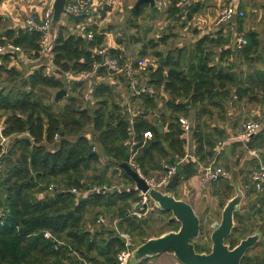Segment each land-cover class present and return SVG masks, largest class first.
<instances>
[{
  "label": "trees",
  "instance_id": "trees-1",
  "mask_svg": "<svg viewBox=\"0 0 264 264\" xmlns=\"http://www.w3.org/2000/svg\"><path fill=\"white\" fill-rule=\"evenodd\" d=\"M168 1L171 2L167 11L169 18L187 22L204 7L201 0L184 8L176 7V0ZM148 8L145 4L136 11L131 10L135 28ZM236 9H243L241 1ZM107 10L108 7L90 16L66 17L67 23L61 22L52 31L51 54L42 53V33L30 32L28 27L7 28L1 35V45L20 48L26 58L44 55L53 60L26 76L14 64V61L19 64L25 61L19 52L10 50L0 55V74L7 75L9 82H16V86H0V120L3 119L4 135L9 138L7 148L10 145L0 159V264H118L119 253L126 250L125 242L114 225L105 229L104 225H98V219L103 214L112 215L116 226L131 236L136 247L144 244L151 238L145 229L149 221L132 214L133 206L140 200L139 192L128 189L102 193L100 189L111 186L106 174L86 175L97 170L102 158L118 169L116 165L131 155V143L135 144L134 162L145 176L153 172L164 175L163 164L175 165L186 157L187 141L179 120L193 116L191 136L195 159L185 161L178 170L181 182H188L198 176L201 166L213 157L216 142L227 138L224 129L209 125L213 120L225 121L227 103L237 106L246 102L264 107V70L245 74L230 61L233 54H237L252 68L251 57L261 51L260 35L255 31L244 34L245 17L235 19L240 36L247 42L236 51L226 49L231 41L223 35V30L215 36L201 37L191 47H177L167 52L160 51L159 47L168 43V36L146 42L133 36L131 41L142 45L137 57L147 59L150 50L155 60L152 70L148 68L145 73L147 85L155 87L158 94L155 97L143 94L132 99L143 108L133 123L125 107L114 99L116 91L110 83L98 84L89 91V102L95 101V110L84 109L80 96L69 95L63 107H60L61 100L48 104L39 91L64 90L65 83L60 77L91 73L95 65L102 63L103 57L98 51L105 47L108 32L88 21L98 14L104 17ZM151 11L153 17L160 13L158 8ZM67 25L88 26L81 35H75ZM89 33L93 34L91 40L87 37ZM110 52L121 63L131 60L124 50L110 49ZM106 75L101 68L96 76L99 79ZM125 81L123 78L122 82ZM70 86L77 92L85 88V83L72 81ZM189 99L191 104L186 106ZM215 110L221 112L220 117L215 118ZM152 113L157 114L154 122L150 119ZM88 127L94 139L85 134ZM146 132L152 133L153 138L146 141L143 137ZM56 136H59L58 141H55ZM74 137L76 140L72 142ZM263 143L264 132L257 137L256 146ZM121 174L134 186L129 176L123 171ZM86 182H90V187ZM51 185L59 186L60 190L50 192ZM96 187L98 191L94 190ZM225 187L231 191L229 184L225 183ZM74 189L77 193H72ZM88 192L90 194L82 195ZM251 192H254L252 188L248 194ZM263 202L264 196L260 199L262 207L254 206L246 214H235L237 225L226 240L231 249L256 232L254 222L264 211ZM225 205H221L222 209ZM96 211L98 213L93 215ZM158 213L167 217V222L166 229L155 237L180 229V223L171 221V214L160 210ZM203 224L201 219V235ZM46 232L53 238L46 239ZM252 250L242 264H264L262 255L251 257ZM196 251L211 252L201 244Z\"/></svg>",
  "mask_w": 264,
  "mask_h": 264
},
{
  "label": "rangeland",
  "instance_id": "rangeland-1",
  "mask_svg": "<svg viewBox=\"0 0 264 264\" xmlns=\"http://www.w3.org/2000/svg\"><path fill=\"white\" fill-rule=\"evenodd\" d=\"M11 1V2H10ZM30 0H23L21 2V5L26 7L27 10L25 12L22 11V8L19 7L16 3H19L20 0H9L11 5H15L16 11L19 13L17 16L19 17V21H23L27 25V21L30 16H36L37 10H30V6L37 5L39 7V11H46L48 8H50L51 5H53L55 0H34L33 2H30ZM32 1V0H31ZM139 0H110L111 7L108 9L109 11L106 12L105 16L103 17L101 15H96L93 17L90 23H96L99 25L100 29H103L104 31H107L106 36V43L105 48H112V49H122L125 51L126 56L129 59L137 60L139 57H137L138 53L142 49V45H135L131 38L138 37L139 39L144 40V42L155 39L159 40L163 37L168 36L169 40L168 43L163 46L160 45L159 50L160 51H169L171 49H175L177 47H191L193 46L197 40H199L201 37L210 35L215 36L216 33L223 30V35L226 38H229L231 41V44L228 48H231L232 51H236L238 48V42L240 39V34L238 32V26L233 23H225V24H218L219 14L222 10V6L224 4L225 0H201V3L204 6V9L197 14L194 19L190 22H187L186 19H177V18H169V13L167 12L169 9V4L167 7L160 10V13L158 16L153 17L152 11L150 8L146 9L144 12V15L136 22L137 28L133 25L131 16V10L134 8L135 4ZM165 1V0H164ZM168 0H166L167 2ZM8 2V3H9ZM196 1H191V4H195ZM29 6V7H28ZM245 18H244V33H247L248 25L247 23L249 20H253L254 14L245 11ZM13 14V13H12ZM11 14V15H12ZM1 15V14H0ZM10 20H8L9 24L12 26L14 25L13 22H15V14H13L14 17H11L9 15L8 11H5V16H2V19L8 17ZM256 20V19H254ZM66 24L67 18L63 17L62 21ZM234 21V20H233ZM236 22V21H235ZM12 23V24H11ZM89 23V22H88ZM254 27H258V25H253ZM13 27V26H12ZM71 32L75 35H81L84 32L83 27L78 28L75 27V25H67ZM1 31V30H0ZM3 33V32H2ZM53 33V32H52ZM1 38V37H0ZM220 51L217 50V54L219 55ZM148 58L151 61H155L151 55V51L148 50ZM26 58V57H25ZM53 60V58H51ZM51 59L45 58L44 55L39 58H34L33 56L31 58H26V60L23 62V64H19L17 61H14L15 66L23 71L24 75H28L30 72H33L40 67H43L45 65L50 64ZM251 64L253 65L252 68L260 69L264 68V63L262 62L261 58L259 56H253L251 57ZM231 62H233L236 66L237 70H242L245 72H248L250 69V66L248 65L247 61L244 58H239L237 54H233L232 58L230 59ZM70 75H66L63 77H60V80L65 83V89L67 91V96L61 99L60 101V107H63L68 102V97L70 96H76L80 99L83 98V108L88 109L90 111L95 110L94 103H90L89 100H87L85 97L86 95L89 96V90L86 87L84 89H78L77 92L72 91V86H70V82H72L69 77ZM113 79V78H112ZM93 86H96L98 84L104 83L109 84L111 81L110 74L107 73L105 76V79L103 81L98 80L97 78L93 77ZM116 83L118 82V79H113ZM144 84L147 83V77H142ZM121 85H118V88H115V94L114 99L117 101L118 104L123 106L127 101H131L133 109L137 113H141L143 111V108L140 105V102L138 101H132V92L128 90V84L127 82L123 83L120 81ZM16 86L15 83L9 82V78L7 75H1L0 74V86L2 87H12V85ZM115 87V86H113ZM61 90H53V89H46L39 91L40 95L46 98V102L48 104L55 103V98L58 92ZM84 96V97H83ZM90 99V98H89ZM94 108V109H93ZM260 113L261 115H264V107L260 105H254V104H248L246 102H242L241 104H238L237 106H232L231 103H227L226 106V121L221 122L218 120H213L209 122V125L215 123L216 125L220 127H233V133L236 134L238 132V129L244 121L248 120H255L259 119L257 114ZM221 112L219 110H215V118L220 117ZM258 117V118H257ZM3 118V117H2ZM150 119L154 122L157 119V114L152 113L150 114ZM0 120V122L4 123ZM189 120V119H188ZM218 121V122H217ZM190 124L194 126V124L189 120ZM238 126L236 129L235 127ZM91 133V127H88L85 130V134L90 139H94ZM56 139V138H55ZM58 139V138H57ZM59 140V139H58ZM76 138H72V142H74ZM94 142V140H93ZM233 146H235L233 148ZM9 147L6 149L3 155H5L9 151ZM54 147H49L48 149L52 150ZM3 157V156H2ZM253 159L247 154V150L243 146L232 144L231 146H228L225 148V150L222 153V158L219 160L220 166H222L227 174L228 178L220 181L219 183L215 185H209L204 186L202 182H200L201 186L198 190H194L192 188L187 189L185 188L184 184L180 183L178 188L174 191H170L172 195L176 196L177 198H183L188 200L193 206H195L199 213H196L200 219L204 220L203 224V234L200 235L197 242L198 244H201L202 246L207 247L208 249L212 250V241H211V234L214 229L211 228V226L215 223H221L222 220V213L224 209H222L221 205L224 203H228L231 199L235 198L239 193L242 194L243 199L241 204L239 205L238 212L241 214H246L248 211L252 209V207L256 206L260 203V199L262 198L261 195L258 193H251L248 194L250 191V185L246 186L245 183H247L248 179H250L252 172L255 170V167L257 164L252 166ZM111 164L106 159L102 158L100 163L96 166L97 170L90 172L86 175V177H91L93 175H103L106 174V178L108 179V183H110L111 186L106 185V189H100V192H108V191H117V192H123L127 191L128 189H133L135 185L133 186L122 176V170L116 165L118 169H115V167L110 166ZM4 168V165L1 169ZM162 172H153L149 176H146L149 180H154L155 182H159L162 178L163 174ZM201 181V180H200ZM225 183L229 184L231 187V191L228 190L225 187ZM86 185L90 187V182H86ZM94 188V190L96 191ZM99 190V189H98ZM97 190V191H98ZM94 192V191H93ZM162 192L168 193V190H163ZM92 193V192H91ZM186 195H185V194ZM217 194L218 197H215L214 194ZM90 192L82 193V195H88ZM140 197V194H139ZM175 197V198H176ZM228 200V198H230ZM250 205L252 207L250 208ZM203 209V211H202ZM98 213V211L94 212L93 215ZM236 213V214H237ZM103 217V218H102ZM99 219H104L105 224H98V225H104L103 228L110 229L116 221H113L112 215L103 214L99 216ZM98 219V220H99ZM140 219H147L149 221L146 224V230L147 234L151 238H155L156 234H159L163 227L166 228V222L167 217L162 216L158 213V209L154 205V203H151L150 211L148 212V215L146 217L140 218ZM264 211L263 213L255 218L254 226L256 227V232L254 234H259L261 236L259 243L252 248L253 250L250 252L251 257H254L255 255H262L264 257ZM237 224L235 223V226ZM102 227V226H100ZM137 245L133 241V245L131 247V252L133 253ZM148 261V260H147ZM147 264H181L173 253H164L158 257H154L151 260L147 262Z\"/></svg>",
  "mask_w": 264,
  "mask_h": 264
},
{
  "label": "built area",
  "instance_id": "built-area-1",
  "mask_svg": "<svg viewBox=\"0 0 264 264\" xmlns=\"http://www.w3.org/2000/svg\"><path fill=\"white\" fill-rule=\"evenodd\" d=\"M191 1L197 0H176V7L184 8L188 6ZM238 0H228L223 5V8L220 12L218 24H225L235 20L236 18L242 19L245 17V13L243 11H237L236 3ZM95 0H67L65 15L67 16H90L94 13V5ZM156 4L158 8H163L165 6L162 0H156ZM52 13L53 8L50 7L46 11H44L39 17L30 16L27 21V27L30 32L37 31L42 33V53L51 54L52 47L51 42L53 39L52 35ZM88 39H93V34L89 33L87 35ZM247 44L246 40L243 36H240L238 45L239 48L245 46ZM10 50H15L22 55V58L26 60L23 52L20 48H15L12 44H0V55L7 53ZM98 54L103 57V61L101 64L94 66V71L91 73L84 72L79 75H70L71 81L84 82L86 83L87 89L90 91L93 86V77H96L99 69L104 68L107 73L117 77L125 78L129 90L132 92L133 97H139L143 94L149 95L153 97L156 95L155 89L152 86L144 84L141 80V73L145 72L149 67L150 63L147 59H141L137 62L127 61L126 63H121L119 58H116L112 55L110 50L101 49L98 51ZM118 88V87H117ZM89 100V96L85 97ZM126 115L131 123H133L134 118L138 115L133 109V106L130 101H127L124 104ZM180 124L182 125L184 132L186 135H189L192 131V125L186 118H180ZM5 125L0 122V159L2 158L4 152L7 149V142L9 138L4 135ZM264 130V120H249L247 121L242 128L241 134H239L236 139L241 143L245 144L247 152L255 158H259L260 150L252 149L249 146V141L256 137L259 133ZM144 139L150 140L153 138L152 133L146 132L144 133ZM55 141H58L59 136L55 137ZM58 138V139H57ZM226 141H219L215 144L213 148V157L206 164L201 166L200 170V180L204 186L215 185L219 183L222 179L228 178V174L226 170L220 166L219 160L220 157L227 147ZM134 154L130 156V165L134 168L140 177L146 181L150 189H156L159 191H163L167 188V185L170 183L172 178L178 174L179 167L185 160L178 162L175 165L163 164V168L166 171L163 177L159 182H155L154 180H149L146 176L137 168L134 162ZM251 183L258 194H264V162H259L258 166L252 172L251 175ZM60 187L57 185H51L49 187L50 192H58ZM98 190V189H97ZM104 190H107L106 187ZM140 200L133 206V215L140 218L146 217L151 207V199L148 195L149 192H141ZM72 193H77V190H72ZM103 218V217H102ZM98 224H105L104 219H99ZM219 225H213L212 229H215ZM114 229L120 238L125 242L126 250L122 251L118 255V264H128L132 255L131 247L133 245V241L131 236L119 230V228L114 224ZM46 239H52V235L49 232L45 233Z\"/></svg>",
  "mask_w": 264,
  "mask_h": 264
},
{
  "label": "water",
  "instance_id": "water-1",
  "mask_svg": "<svg viewBox=\"0 0 264 264\" xmlns=\"http://www.w3.org/2000/svg\"><path fill=\"white\" fill-rule=\"evenodd\" d=\"M67 0H55L53 3L52 28L56 30L65 15ZM148 4L155 8V0H139L135 5V10ZM67 96L66 90H61L56 95L55 101L59 102ZM191 104V99L186 106ZM117 166L129 176L135 187L133 191L149 192L148 195L156 208L162 212L172 215L171 221L180 223L178 231L168 232L160 237L150 238L140 245L132 253L128 264H142L145 261L158 257L164 253H173L181 264H242L246 254L259 243L261 236L254 234L242 239L239 244L231 249L226 240L231 236L235 228V214L238 212L239 205L243 196L239 193L231 199L224 207L221 223L211 234L212 250L210 253H199L196 251L198 238L201 235V219L196 214L190 203L175 198L170 191L178 187L181 178L176 174L166 190L168 193L156 189H150L144 179L130 165V156Z\"/></svg>",
  "mask_w": 264,
  "mask_h": 264
},
{
  "label": "crops",
  "instance_id": "crops-1",
  "mask_svg": "<svg viewBox=\"0 0 264 264\" xmlns=\"http://www.w3.org/2000/svg\"><path fill=\"white\" fill-rule=\"evenodd\" d=\"M34 0H30L29 2H28V4L30 3V2H33ZM163 2H164V4H165V6L163 7V8H165V7H167V5L169 4V6L171 5V2L170 1H167L166 2V0L164 1V0H162ZM219 1V0H218ZM228 2V0H225L224 1V4H225V2ZM241 1V3H242V5H243V9L241 10V11H243L244 13H246L245 11L247 10V12H249V13H253L254 14V18H253V20L251 21V20H249V22L247 23V25H248V28H247V32H249V31H255V32H257L259 35H260V39H261V43H262V48H261V51H260V53H259V57L261 58V60H262V62L264 63V0H238L237 1V3H236V5L238 4V2H240ZM9 0H1V2H0V37H1V35L3 34L2 32H4L5 31V29H7V28H12V29H19V28H22V29H24V28H27V25H24L25 23L23 22V21H19V17L17 16L19 13L16 11V7H15V5H11V1L9 2ZM21 2H23V0H20V2L19 3H16L17 5H19V7H21L22 8V11L23 12H25V10H27L26 9V7H24L23 5H21ZM137 4V3H136ZM135 4V5H136ZM223 4V5H224ZM95 6H94V10L96 11V12H98V11H100V10H103V9H105L107 6H111V3H110V0H95V4H94ZM29 7V6H28ZM50 7H52L53 8V5H51ZM142 7V6H141ZM140 7V8H141ZM149 7H150V5H149ZM30 8V10H37V11H35V12H37V15L36 16H40L43 12L42 11H39V7L37 6V5H32V6H30L29 7ZM111 7H108V9H110ZM155 8H158L157 7V4H156V0H155ZM163 8H158V9H163ZM222 8H223V6H222ZM150 9H154V8H151L150 7ZM203 9H204V7H203ZM132 10H134V11H136L135 10V6H134V8L132 9ZM5 11H8L9 12V15L11 16V17H14L13 16V14H15V22H13V24L14 25H10L9 24V22H8V20H10V19H8V18H10L8 15V17H6V18H4V19H2V16H5ZM94 11V12H95ZM107 11H109V10H107ZM221 12V11H220ZM13 13V14H12ZM12 14V15H11ZM220 15V14H219ZM196 16V15H195ZM64 17L66 18V17H68L67 15H64ZM93 18V17H92ZM91 18V19H92ZM89 20L88 22H91L92 20ZM194 19V18H193ZM254 19H256V20H254ZM228 23H233V24H236V22H235V20L234 21H231V22H228ZM12 24V23H11ZM253 25H258V27H254ZM88 25H77V27L78 28H81V27H83V29H85L86 27H87ZM245 34V33H244ZM107 35V34H106ZM106 43V42H105ZM238 48H239V45H238ZM102 49H108V50H110V49H112V48H102ZM122 50V49H121ZM256 57V56H255ZM130 60V59H129ZM139 60H141V59H139ZM147 60L149 61V63H150V67H149V69L150 70H152V68L154 67V65H155V61H151L149 58H147ZM130 61H132V62H137V61H134V60H130ZM153 66V67H152ZM250 69L251 70H249L248 72H245V71H242V70H239V71H242L243 73H245V74H248V73H250V72H252V71H254V70H264V68H260V69H255V68H251L250 67ZM106 71V70H105ZM106 74H107V71H106ZM147 75V73H145V72H142L141 73V80H142V77H147L146 76ZM110 77H111V81H110V84L112 85V86H115V88H117L118 87V85H121V83H120V81H122V77H117V76H113V75H110ZM95 78H97V76L95 77ZM118 79L117 81V83L113 80V79ZM98 79V78H97ZM105 79V77H100L98 80H100V81H103ZM126 82V81H125ZM125 82H123V83H125ZM142 82H143V80H142ZM143 83H145V82H143ZM147 84V83H146ZM153 87V86H152ZM154 89H155V92H156V95H158L157 94V90H156V88L155 87H153ZM128 90H129V88H128ZM130 91V90H129ZM160 92V91H159ZM155 95V96H156ZM162 95L164 96V97H167L165 94H163L162 93ZM155 96H153V97H155ZM132 98H135V97H132ZM126 102H127V100H126ZM125 102V103H126ZM131 102V101H130ZM132 103V102H131ZM124 106V105H123ZM136 112V111H135ZM137 113V112H136ZM257 116L259 117V119H255V120H264V115H261L260 113H258L257 114ZM257 117V118H258ZM181 118H186V117H181ZM186 119H189L193 124H194V117L193 116H190L189 118H186ZM188 120V121H189ZM227 119H225V121H226ZM215 121V120H214ZM225 121H220V123L221 122H225ZM249 121V120H248ZM218 122V121H217ZM247 121H244L243 123H241V125H240V127H239V129H238V132L236 133V134H234L233 132V127H220V126H218V125H216L215 123H213V124H211L210 125V127H212V128H215V127H217V128H219V129H224L225 131H226V133H227V138L224 140H221V141H226V142H228L227 143V147L228 146H231L232 144H235V145H239V146H243L245 149H246V147H245V144H243V143H241L240 141H238L237 139H236V137H238L239 136V134H241V131H242V128H243V125L246 123ZM194 127V126H193ZM192 127V128H193ZM238 126H236L235 127V129L237 128ZM183 128V127H182ZM264 132V130L261 132V133H259L256 137H254L253 139H251L250 141H249V146L252 148V149H256V150H260L261 152L259 153V158L257 159V158H255V157H253L252 155H250L248 152H247V154L253 159V161H252V166L253 165H255V164H257V166H258V164H259V162H264V143H263V145L262 146H260V147H257L256 145H257V137L259 136V135H261L262 133ZM183 138L184 139H186V141H187V145H186V157L183 159V161L185 160V161H188L189 159H195L194 158V155H193V150H194V147H193V140H192V136H191V132H190V134L189 135H186L185 133H184V135H183ZM147 141V140H146ZM220 141V140H219ZM219 141H217V142H219ZM253 141V143L251 144V142ZM216 142V143H217ZM134 143H131V155L130 156H132L133 154H134V152H133V147H134ZM235 146H233V148H234ZM135 155V154H134ZM222 158V155H221V157H220V159ZM212 159V158H211ZM211 159H209V161L211 160ZM256 166V167H257ZM222 167V166H221ZM255 167V168H256ZM181 178V177H180ZM227 179V178H226ZM248 182L247 183H245V185L246 186H251L250 188H252L253 189V191L255 192V193H257L256 191H255V189H254V187H253V185H252V183H251V177H250V179H248L247 180ZM200 177H199V175L198 176H196V177H194V178H192L190 181H188V182H181L180 181V183H182V184H184V186H185V188L187 187V189H188V187L189 188H192V189H194V190H198L199 189V187L201 186V184H200ZM180 183H179V185H180ZM178 185V186H179ZM176 188H178V187H176ZM176 188L174 189V190H176ZM173 190V191H174ZM253 192V193H254ZM252 193V192H251ZM250 193V194H251ZM185 194V193H184ZM186 195V194H185ZM260 195V194H259ZM214 196L215 197H218V195L217 194H214ZM261 196H264V195H261ZM176 197V196H175ZM176 199H178V200H183V201H187L188 203H190L188 200H186V199H183V198H177L176 197ZM231 199V197L230 198H228V200H230ZM191 204V203H190ZM263 204H264V202H263ZM192 205V204H191ZM258 208H260V207H262L263 205L261 204V203H259V204H257L256 205ZM192 207L194 208V210H195V212L196 213H199L198 212V210H197V208L195 207V206H193L192 205ZM252 207V205H250V208ZM253 208V207H252ZM202 211H203V209H202ZM116 224V223H115ZM216 224H218V222L217 223H215V224H213V225H216ZM264 224V223H263ZM212 225V226H213ZM212 226H211V228H212ZM166 228L165 227H163V229H162V231H164ZM254 235V234H253ZM252 236V235H251ZM249 237V236H248Z\"/></svg>",
  "mask_w": 264,
  "mask_h": 264
}]
</instances>
